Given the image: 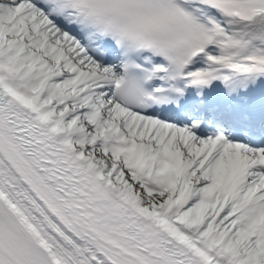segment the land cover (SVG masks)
<instances>
[{
  "label": "snow or ice",
  "instance_id": "6c2138e0",
  "mask_svg": "<svg viewBox=\"0 0 264 264\" xmlns=\"http://www.w3.org/2000/svg\"><path fill=\"white\" fill-rule=\"evenodd\" d=\"M0 264H264V0H0Z\"/></svg>",
  "mask_w": 264,
  "mask_h": 264
}]
</instances>
